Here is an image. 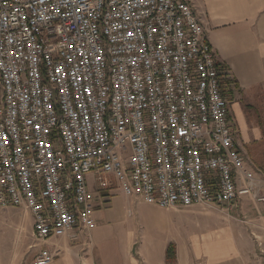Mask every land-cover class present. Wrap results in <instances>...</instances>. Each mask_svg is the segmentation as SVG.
I'll list each match as a JSON object with an SVG mask.
<instances>
[{
	"label": "built area",
	"instance_id": "built-area-1",
	"mask_svg": "<svg viewBox=\"0 0 264 264\" xmlns=\"http://www.w3.org/2000/svg\"><path fill=\"white\" fill-rule=\"evenodd\" d=\"M232 80L187 0H0V208L32 215L34 264L96 226L92 173L166 210L264 206Z\"/></svg>",
	"mask_w": 264,
	"mask_h": 264
},
{
	"label": "crops",
	"instance_id": "crops-1",
	"mask_svg": "<svg viewBox=\"0 0 264 264\" xmlns=\"http://www.w3.org/2000/svg\"><path fill=\"white\" fill-rule=\"evenodd\" d=\"M187 1L201 20L219 61L235 82L230 110L239 144L241 149L243 145H259L258 161L249 159L264 175V0ZM90 186L96 194V226L83 232L77 241L54 242L62 251L51 264H169L166 260L169 244L176 248V260L171 264H264L263 205L258 210L254 207L246 210L243 205L227 209L238 215L240 223H227L224 207L214 208L198 221L179 216L177 209L157 211V206L128 197L118 189L100 190L92 183ZM243 200L250 202L247 198ZM130 204L149 205L159 213L156 220L164 229L176 228L181 222H189L193 229L178 237L162 239L158 250L146 246L140 256H134L132 239L137 229L125 226L127 212L132 210L133 215L136 212ZM201 221L206 224L199 225ZM18 231L24 240H16ZM116 233L119 239H113ZM20 242L24 245L34 242L33 257L11 255ZM48 246L54 248L53 244ZM42 247L33 237L30 213L17 207L0 211V264H34ZM86 249L90 251L85 252ZM88 252L90 256L86 255Z\"/></svg>",
	"mask_w": 264,
	"mask_h": 264
},
{
	"label": "rangeland",
	"instance_id": "rangeland-1",
	"mask_svg": "<svg viewBox=\"0 0 264 264\" xmlns=\"http://www.w3.org/2000/svg\"><path fill=\"white\" fill-rule=\"evenodd\" d=\"M231 95V99H232ZM261 123H263V121H261ZM233 124H235L234 122V118H233ZM236 125V124H235ZM259 147L258 144H251L250 146L247 145H243V151L246 154V156L248 158H252L253 160L255 159L256 161H258V153H257V148ZM89 180L91 181L90 183H92V185H94V187L97 186L94 174H89L88 175ZM243 205V208L246 210H250L253 205L251 202H247L245 200H239V206L237 208H241V206ZM131 207L134 208L135 215H131L129 216L128 212H127V221H125V226L128 227H132L134 226L137 229L136 232V236L134 237V239H132V243H134V248H133V255L134 256H140L141 251H143V249L147 246H151L153 250H158V247L160 246V242L162 239L164 238H172L173 236L178 237L179 235L186 233L187 231H191L193 229L192 224L190 225L189 222L188 223H184L181 222L180 224H178V226H176V228L174 226H168L165 227V229L163 228L162 225H160V223L158 222V220H156V216L159 214H156L152 208H150L149 205H135L132 206L130 204ZM157 209V211H161V210H165L166 209H162V208H158L155 207ZM223 207H220V209H222ZM6 210V209H1L0 211ZM170 211L173 209H169ZM214 208H209L206 207L204 205H194L190 208H182V209H177L175 210L176 213L179 216L184 215V218H194V219H199L198 221H200L201 217L204 216L205 213H211L213 212ZM226 212V216H227V223H232L234 224V222L236 223H240V221L236 218H239L238 215L235 212H228L227 209H223ZM5 217V216H3ZM197 221V222H198ZM206 223L201 221L199 225H205ZM118 224H116L115 226L117 227ZM193 226H196L195 224H193ZM115 227V228H116ZM198 229H200V227H197ZM13 230H15V228H12ZM250 229V228H249ZM16 229V233H17ZM117 232V231H116ZM19 233V231H18ZM18 238H16V240H24L23 236L20 235V233L18 234ZM119 233L115 234V237L113 239H119L118 238ZM34 242H31L30 245L28 244H21L19 247L12 249L13 253H11V255L13 254V256H23V257H33L34 254L36 253V247L35 246H31ZM78 244L81 242H77ZM170 245V244H169ZM90 251V249H86L85 252ZM140 253V254H139ZM83 254V253H82ZM87 256H90V252L86 253Z\"/></svg>",
	"mask_w": 264,
	"mask_h": 264
},
{
	"label": "trees",
	"instance_id": "trees-1",
	"mask_svg": "<svg viewBox=\"0 0 264 264\" xmlns=\"http://www.w3.org/2000/svg\"><path fill=\"white\" fill-rule=\"evenodd\" d=\"M231 81V80H230ZM234 82V80H232ZM235 84V82H234ZM167 263L171 264L176 260V248L174 244H170L166 250Z\"/></svg>",
	"mask_w": 264,
	"mask_h": 264
}]
</instances>
